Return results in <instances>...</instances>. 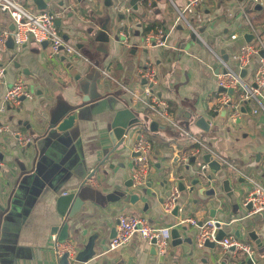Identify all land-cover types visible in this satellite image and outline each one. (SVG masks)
Returning <instances> with one entry per match:
<instances>
[{
  "label": "crops",
  "instance_id": "crops-1",
  "mask_svg": "<svg viewBox=\"0 0 264 264\" xmlns=\"http://www.w3.org/2000/svg\"><path fill=\"white\" fill-rule=\"evenodd\" d=\"M60 1L52 0L47 10L58 14L60 33L76 45L88 61L75 57H67L63 61L61 57L64 55L51 57L48 45L31 43V40L21 49L10 48L7 44L0 49V64L6 67L5 82L0 84V100L19 77H24L30 89L34 90L33 98L24 99L17 106H9L2 116V121L10 124L12 132L0 135V152L3 153V159H0V264H58V256L52 249L54 234L51 231L63 220L57 212L56 199L69 189L82 186L81 195L90 194L93 200H88L86 210L76 217L80 230L76 244L82 249L88 236L102 229L108 245L107 250L97 245L99 256L92 264H103L104 261L108 264H159V254H151L152 245L140 235H135L120 249L109 248L112 239L109 235L113 229L117 230L121 213H137L148 217L152 224L181 228L179 221L183 218L205 220L211 218L208 213L210 208L225 209L217 204L216 197L207 199L205 205L192 204L191 199L197 197L195 194L188 198L190 209L178 217L165 208L168 199L164 196L165 190L167 187L173 189L177 175L172 172L170 182L163 188L160 181L167 177L164 175L166 169L172 165L176 168L173 160L177 151L187 153L190 149L201 147L202 142L228 161L236 163L237 167L244 168L230 166L236 179L241 177L239 171L245 172L250 168V174L255 173L252 169L261 172L263 179L255 176L264 181L263 111L253 113L257 104L251 101L242 106L247 111H242V116L235 122L227 114L222 116L213 111L220 91L215 75L223 67L218 55L223 58L224 51L228 55L227 61L235 66L234 51L240 44L248 42L245 38L249 33L246 18L237 9L234 0H208L202 7L201 19L195 16L188 18L198 32L195 34L183 21L174 27L177 9L183 8L186 0H160L157 6L153 5L155 0H150L149 7L138 3V10L125 5L120 8L128 12L124 19L119 18L121 12L116 9L115 2L118 0H111V5H107L106 0H95L93 6L85 0H64L65 4L60 6ZM126 2L129 4L130 0ZM262 6L263 9L257 10L254 5L248 12L264 36ZM28 7L34 12L40 11L34 0H28ZM109 19L113 28L119 25L116 33L124 28L121 26L124 22H128L126 31L133 43L142 41L153 30H168V43L177 49L157 47L137 50L134 46H125L122 38L116 40L112 37L106 43H91V35ZM12 24L8 15L0 13V33L11 29ZM234 32L240 34L239 38L228 39ZM182 43H190L189 48L181 50ZM146 56H150L157 66L158 85L155 88L159 95L168 100L174 118L198 141L163 121L159 123L165 128L144 132L153 145L147 183L153 182L151 190L158 191L152 199L142 198L149 202V209L144 211L131 203L108 202L106 199L117 182H126L131 178L133 168L131 145L127 149L121 147L106 153L113 149V144L107 140V123L116 109L128 104L133 106V103L119 85L103 75L101 68L123 83L140 85L144 80L137 81L136 64L138 59ZM70 61L80 62L82 67L71 69ZM256 67L257 61L248 68L244 77L247 82L253 83ZM90 73H96L97 91L101 97L84 103L82 98L86 92L80 89L79 82ZM77 75L81 78L77 79ZM59 97L76 105L79 113L78 124L64 132L49 127L50 112ZM202 116L210 122L209 131L196 125V120ZM13 132L30 137L31 142L21 147L17 134ZM139 132L135 130L131 134V144ZM176 162L180 165L181 161L177 159ZM245 194L246 191L243 196ZM162 197L163 203L159 201ZM245 210L243 217L247 215ZM242 216L236 215L232 221ZM215 219L225 225L226 236L231 233L236 235V227L241 226L236 225L234 230H230L235 222L227 226L224 220ZM257 224L260 228L254 226L250 229L257 231L261 244L251 239L246 228H241L242 238L249 239L248 242L255 247L263 245L264 219ZM185 225L191 231H198L197 226ZM86 231L88 233L84 235ZM55 235L58 237V234ZM190 249L192 253L184 254L180 247L172 246L165 264H174L176 256L180 258L178 264H218L224 256L219 242L214 248L193 244ZM260 262L264 264V257Z\"/></svg>",
  "mask_w": 264,
  "mask_h": 264
},
{
  "label": "built area",
  "instance_id": "built-area-1",
  "mask_svg": "<svg viewBox=\"0 0 264 264\" xmlns=\"http://www.w3.org/2000/svg\"><path fill=\"white\" fill-rule=\"evenodd\" d=\"M87 3L93 4L95 0H85ZM208 0H186L183 8H178V15L174 27L181 21L185 22L187 26L197 34L191 21L186 16V13L194 15L196 18L201 19L202 7ZM237 9L242 13L249 27V33L253 35L252 39L248 42L240 44L233 53V60L235 66H232L228 61H225L220 55L218 59L222 64V68L215 75L218 87H224L225 90L218 92L217 102L214 106V113L220 115L224 109H227V115L232 122L242 116V106L255 101L257 107L253 109V113L257 114L259 111L264 113V55L260 54L264 50V36L259 27L253 22L249 15V8L257 3L264 5V0H234ZM0 13L8 15L14 23V29H5L0 33V49L6 47L7 40L12 37L14 45L17 49L29 42L33 38L36 43L42 44L47 41L50 48V56L59 58L61 55L67 57L85 58L84 55L73 43L66 40L60 33L59 26L56 23L58 14L49 10H40L37 12L32 11L28 7V0H0ZM168 30L163 28L153 30L147 33L142 41L133 43L128 32L124 29L119 30L118 34L122 38V43L127 47L134 46L137 50L153 49V48H166L177 49V47L169 45L168 43ZM243 35V33H242ZM240 34L238 32L229 35L230 40L238 39ZM255 61L257 67L254 75L253 83H249L241 76V70L249 68ZM101 71L107 79L115 82L121 89L127 93L133 103V106L145 111L152 120L163 121L171 124L180 132L192 137L198 141L191 132L184 129L178 121L174 118L170 110L168 100L159 95L156 90L158 85V69L153 59L150 56L137 60L136 73L138 79L144 80L140 85H130L123 83L113 77L108 70L101 68ZM6 67L0 64V84L5 82ZM228 89H232L230 93ZM34 93L26 83L24 77H19L12 85H10L3 97L0 100V135L12 132L9 123L2 121L3 114L11 105H19L24 99L33 98ZM17 134L18 143L21 147H26L30 142V137H26L20 133ZM201 147L210 149L217 155L223 163L232 166L227 159L217 154L214 150L207 147L200 142ZM152 141L144 134V131L139 132V138L135 140L130 146V154L133 161V168L131 172V179L133 181V188L138 189L146 185L149 180V172L151 168V151ZM200 147L190 149L187 153L179 150L176 157L180 163L186 162L191 155L197 153ZM1 167V163H0ZM240 176L246 182L251 184V188L246 192L242 201L243 206L247 209L245 217L264 214V181L257 178L254 174L239 171ZM87 180L85 183L87 184ZM179 196V190L176 186L173 187V192L170 198L165 202V208L171 210L174 208L176 199ZM250 208H247L248 205ZM119 223L117 226L116 235L110 240L109 248L117 250L128 244L135 235H140L148 244L155 245L159 255L168 252L172 237L171 229L173 226H161L152 224L149 218L137 213L123 212L118 217ZM219 221L215 218H208L203 221V224L198 231L199 245H203L206 240L219 242L223 252L230 255L229 264H261L258 258V250L250 242L238 237L234 234L225 235V237L217 241L216 236L220 227H223L222 222L220 226L216 225ZM199 219L195 217H186L179 221V225L190 224L198 226ZM237 220L231 221V223ZM153 239L156 240L153 243ZM52 249L58 257H61L66 251L71 254L77 252L76 244L70 239L60 241L54 234L52 236ZM231 247H234L231 250Z\"/></svg>",
  "mask_w": 264,
  "mask_h": 264
},
{
  "label": "water",
  "instance_id": "water-1",
  "mask_svg": "<svg viewBox=\"0 0 264 264\" xmlns=\"http://www.w3.org/2000/svg\"><path fill=\"white\" fill-rule=\"evenodd\" d=\"M160 0H155L154 6H157V2ZM35 4L40 10H47L49 4L52 2V0H34ZM150 0H130L129 4L126 2V0H118L115 2L116 9L118 12H121L119 15L120 19L127 18L128 12L125 10L123 11L120 8H124L125 5H130L133 7V10H138L139 5L138 3L143 4L144 7L151 6ZM65 4V1L62 0L59 2L60 6H63ZM90 6L93 4L88 3ZM107 5L113 4L111 3V0H106ZM255 9L261 10L263 9V6L260 3H257L255 5ZM129 11V10H128ZM53 12V11H51ZM57 24H60L59 20H56ZM119 25H116V27H112L111 20L107 21L104 25L96 29L95 34L91 35V43L93 42H100V43H106L109 42L111 37L114 39H121L118 32L116 33L115 29ZM124 27L123 29L126 31L129 28V23L124 22L122 25ZM121 27V28H122ZM15 25L14 23L11 26V29H14ZM252 34H246L245 38L247 41H250L252 39ZM7 45L10 48H14V40L12 37H9L7 40ZM42 45L47 46L48 42L45 41L42 43ZM190 46V43H182L180 46L181 50H186ZM81 47V46H80ZM135 48V47H134ZM135 51V50H134ZM147 51V50H146ZM223 58L227 61L228 55L224 51H222ZM261 55H264V50L260 51ZM63 61L67 59V56L64 55L61 57ZM69 66L71 69H79L82 67L80 62H72L70 61ZM97 71V70H96ZM248 68H244L241 70V76L245 77L247 74ZM98 72V71H97ZM96 74V73H95ZM95 74H89L85 75L86 77L82 78L79 82L80 89L85 93V96L82 98V102L87 103L91 100H96L101 97V94L97 91L98 83L97 79L95 78ZM92 75V76H91ZM81 75H77V79H80ZM220 91L225 90L224 87H219ZM230 93L233 92L232 89H228ZM24 100V98H23ZM128 104V103H127ZM242 111L245 112L247 109L245 107H242ZM227 114V109H224L220 115L225 116ZM50 126L52 130H57L60 132H64L77 125L79 120V113L76 109V105L69 104L67 101H65L62 97L58 98L57 104L55 107L51 109L50 112ZM196 125L200 127L201 129L205 131L210 130V122L205 117H200L196 120ZM165 128V126H162L158 120H152L150 117L146 114L145 111L138 110L134 106L131 105H125L123 107H120L116 109L114 116L112 117L111 121L107 123V131H108V137L107 140H110L113 144V149L108 152H113L117 150L118 148L127 149L131 145L132 137L131 134L136 131H144L147 133L156 132L159 128ZM139 138V135L138 137ZM108 157H106L107 159ZM0 159H3V153L0 152ZM105 159V160H106ZM104 160V161H105ZM177 157H175V160L173 164H175L176 168L172 165L169 169H166L165 176H167L164 180L160 181V186L163 188L164 185H167L169 180V175L174 172V174L177 175V182H175V186L179 190V196L176 199V203L174 208L172 209L171 213L178 217L182 212H187L190 209V201L188 198L190 195L195 194L197 197L191 199L192 204H199L205 205L207 202V199L213 197L217 199L216 202L219 204L220 207L225 208L223 204H221V201L223 200L220 197H217L218 194L222 195L223 197H226L227 200L234 206H237L238 204V198H239V192L237 191L236 187L233 185L234 180L229 174V169L226 168L225 163L217 156L215 155L210 149L206 147H200L197 150V153L194 155H191L189 159L184 162L180 163V165H176ZM102 161V163L104 162ZM173 170V171H172ZM96 171L93 172L95 174ZM92 177V176H91ZM89 177V178H91ZM236 180V178H235ZM239 183L244 182L245 179L243 177H239L237 179ZM152 183L148 182L146 186H143L138 189L133 188V181L131 178H129L126 182H117L115 184V188L113 191L106 195V199L108 202H120L124 201L127 203H131L135 205V207L140 208L144 211H147L149 209V202H145L142 198L146 197L148 199H152L157 196L158 191H152ZM189 183V184H188ZM86 185V184H85ZM83 189V186L81 188H73L69 189L65 193L59 195L56 199V208L59 216L62 218V222L60 224H56L52 227V233L58 234V240L63 241L70 239L71 236H73V242L76 244V240L79 238V226L76 221V217L79 213L86 210L87 205L86 202L88 200H93L92 196L90 194L84 196L81 195V190ZM173 189L172 187H167L165 190L164 196L165 198H170L172 195ZM159 201L161 203L164 202V197L160 198ZM251 205L249 204L247 208H250ZM218 211H220L217 207H212L209 209V217L216 218L218 215ZM222 211H225L223 209ZM225 213V212H222ZM237 215V214H236ZM239 217V216H238ZM219 220V219H218ZM204 219H200L198 222V226L200 227L203 224ZM221 221V220H219ZM217 221L216 225L220 226V222ZM232 218L229 222H225L227 226L231 225ZM239 221L245 222V217L238 218L236 223H239ZM241 225V224H240ZM245 225V224H244ZM241 225L236 227L235 234L240 237L241 231L240 228H246L248 230V235L251 237L252 240H254L257 244H261L262 239L257 234V231L255 229L248 228V225L245 226ZM199 231V229H198ZM198 231H191L189 230L188 225H182L181 228L173 227L171 229V243L168 249V252L166 254L159 255V264H165V260L169 254L171 255V252L169 253V250L171 247H180L181 251L184 254L190 253L191 249L190 246L195 244L196 246H199L198 242ZM117 230L113 229L109 235V238H113L116 235ZM88 232H83L84 235H86ZM227 234V230L225 228V225L223 227H220L216 236V240L220 241L222 240L225 235ZM106 235L104 234L103 230H97L94 233H91L88 236L87 242L85 243L84 247L80 249V246L76 244L77 252L73 255L70 251H66L61 257H58V264H92V261L94 258L99 256V252L97 251L96 247H100L102 250H107L108 245H106L105 242ZM153 243L156 242L155 239L152 241ZM203 246L214 248L216 246V241H210L209 239L206 240L203 244ZM234 247H231V250H233ZM151 254L157 256V250L155 245H152L151 247ZM192 253V252H191ZM174 254V253H172ZM174 264L179 263V256L177 259V256L175 257ZM225 261H221L219 264H225ZM103 264H108L106 261H104ZM227 264V263H226ZM241 264H244V262H241Z\"/></svg>",
  "mask_w": 264,
  "mask_h": 264
},
{
  "label": "rangeland",
  "instance_id": "rangeland-1",
  "mask_svg": "<svg viewBox=\"0 0 264 264\" xmlns=\"http://www.w3.org/2000/svg\"><path fill=\"white\" fill-rule=\"evenodd\" d=\"M31 3V2H30ZM186 16L188 17V18H194V15H192V14H189V13H186ZM185 25L187 26V24L185 23ZM187 28H189L188 26H187ZM64 38H66V40H68L67 39V37H64ZM69 41V40H68ZM31 43H36V41L33 39V38H31V41H30ZM137 81H138V76H137ZM33 90V89H32ZM34 91V90H33ZM163 123H165L166 125H171V124H169V123H166V122H163ZM232 162V161H231ZM230 161H229V163L231 164V165H234L235 167H237V165H235L236 163H234V162H232L231 163ZM176 165L178 166V164L176 163ZM225 166H226V168L227 169H229L230 168V170L231 171H229V174H230V176L232 177V179L234 180V183H233V185L236 187V189H237V191L239 192V201H238V204H237V206H234V205H232L228 200H227V198L226 197H223L222 195H220V194H218L217 195V197H220V198H222L223 200L221 201V204H223L224 206H225V211H218V215H217V218H220V219H222V220H224L225 222H229L230 220H231V218L232 217H234V216H236V214H237V216H242L244 213H245V209L246 208H244L243 206H242V203H241V200H243V198H244V196H243V192H247L250 188H251V185L248 183V182H241V183H239L238 181H237V179L235 180V173L232 171V168L230 167V165H227V164H225ZM229 167V168H228ZM238 169H240V168H242V167H237ZM242 169H244V168H242ZM250 169V168H249ZM249 169H248V171H249ZM247 170H245V172H247V173H250V172H248ZM252 172H255V173H253L254 175H256V176H258V177H260V178H262L263 179V177H262V173L261 172H259V171H255L254 169H252L251 170ZM222 212H225V213H222ZM263 219H264V215L263 214H260V215H254V216H252V217H250V218H248V220L246 219V221L245 222H241V221H239V223H236L235 225H232L231 226V228H230V230H234V228L236 227V225H246L247 223V225H248V228H252V227H259V225L257 224L258 223V221L260 220V221H263ZM244 225V226H245ZM260 228V227H259ZM262 238H263V245L262 246H258V247H256V249L258 250V258L259 259H262L263 257H264V234H262ZM243 240H245V241H249V239H247V238H245V237H243L242 238Z\"/></svg>",
  "mask_w": 264,
  "mask_h": 264
},
{
  "label": "flooded vegetation",
  "instance_id": "flooded-vegetation-1",
  "mask_svg": "<svg viewBox=\"0 0 264 264\" xmlns=\"http://www.w3.org/2000/svg\"><path fill=\"white\" fill-rule=\"evenodd\" d=\"M221 261H225L227 264H229V262H230V255H229L228 253H225V252H224V256H223V258L220 260V262H221ZM220 262H219V263H220ZM219 263H218V264H219ZM226 263H225V264H226Z\"/></svg>",
  "mask_w": 264,
  "mask_h": 264
},
{
  "label": "trees",
  "instance_id": "trees-1",
  "mask_svg": "<svg viewBox=\"0 0 264 264\" xmlns=\"http://www.w3.org/2000/svg\"><path fill=\"white\" fill-rule=\"evenodd\" d=\"M151 27L148 28V30L150 29ZM148 32V31H147Z\"/></svg>",
  "mask_w": 264,
  "mask_h": 264
}]
</instances>
